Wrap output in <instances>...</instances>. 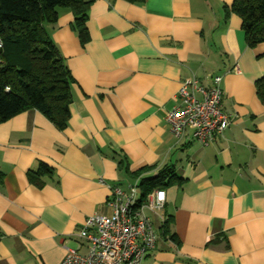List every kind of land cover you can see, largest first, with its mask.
Masks as SVG:
<instances>
[{"label": "crops", "instance_id": "crops-1", "mask_svg": "<svg viewBox=\"0 0 264 264\" xmlns=\"http://www.w3.org/2000/svg\"><path fill=\"white\" fill-rule=\"evenodd\" d=\"M232 1L92 0L85 43L57 8L45 27L73 77L69 115L63 129L35 109L0 123V264L85 252L77 232L110 213L113 187L143 203L141 178L161 170L174 178L163 207L144 209L156 238L141 264H264V45H246ZM213 75L229 124L206 145L176 138L163 118L181 81ZM39 163L52 172L35 184Z\"/></svg>", "mask_w": 264, "mask_h": 264}, {"label": "trees", "instance_id": "trees-1", "mask_svg": "<svg viewBox=\"0 0 264 264\" xmlns=\"http://www.w3.org/2000/svg\"><path fill=\"white\" fill-rule=\"evenodd\" d=\"M142 1V0H136ZM92 0H0V123L28 109H35L55 127L63 129L69 115L73 77L45 24L55 23L57 8H68L72 28L81 43L89 39L86 26ZM225 15L241 20L246 45H264V0H233ZM255 92L264 104V75L255 81ZM52 172L44 163L27 171L30 182L42 184ZM174 174L161 170L140 180L141 196L167 186ZM162 225L163 232H167ZM170 238H173L171 235Z\"/></svg>", "mask_w": 264, "mask_h": 264}, {"label": "built area", "instance_id": "built-area-1", "mask_svg": "<svg viewBox=\"0 0 264 264\" xmlns=\"http://www.w3.org/2000/svg\"><path fill=\"white\" fill-rule=\"evenodd\" d=\"M232 70L239 72L237 65ZM210 85L194 76L181 81L177 102L163 118V125L176 138L187 130L201 145L213 141L229 124L221 105V77L209 76ZM165 191L153 188L143 203L137 202L135 185L126 191L113 187L107 200L110 213L87 216L77 234L86 241L85 252L66 247L60 264H141L153 248L156 235L144 209L162 208Z\"/></svg>", "mask_w": 264, "mask_h": 264}, {"label": "rangeland", "instance_id": "rangeland-1", "mask_svg": "<svg viewBox=\"0 0 264 264\" xmlns=\"http://www.w3.org/2000/svg\"><path fill=\"white\" fill-rule=\"evenodd\" d=\"M137 191H139V188L137 189Z\"/></svg>", "mask_w": 264, "mask_h": 264}]
</instances>
